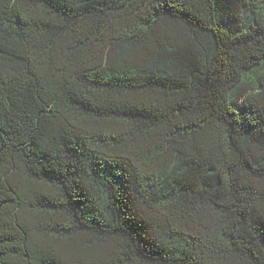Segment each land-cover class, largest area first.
Returning <instances> with one entry per match:
<instances>
[{
    "label": "trees",
    "instance_id": "1",
    "mask_svg": "<svg viewBox=\"0 0 264 264\" xmlns=\"http://www.w3.org/2000/svg\"><path fill=\"white\" fill-rule=\"evenodd\" d=\"M0 264H264V0H0Z\"/></svg>",
    "mask_w": 264,
    "mask_h": 264
}]
</instances>
